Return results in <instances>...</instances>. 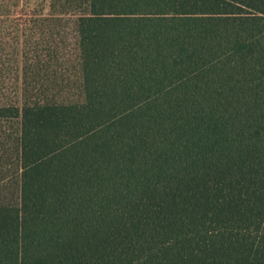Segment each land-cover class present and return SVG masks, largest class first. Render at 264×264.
I'll return each mask as SVG.
<instances>
[{
    "label": "trees",
    "instance_id": "obj_1",
    "mask_svg": "<svg viewBox=\"0 0 264 264\" xmlns=\"http://www.w3.org/2000/svg\"><path fill=\"white\" fill-rule=\"evenodd\" d=\"M69 24L74 99L38 77ZM9 25L0 264H264V0H50Z\"/></svg>",
    "mask_w": 264,
    "mask_h": 264
},
{
    "label": "rangeland",
    "instance_id": "obj_2",
    "mask_svg": "<svg viewBox=\"0 0 264 264\" xmlns=\"http://www.w3.org/2000/svg\"><path fill=\"white\" fill-rule=\"evenodd\" d=\"M2 1L6 4L8 3V10L3 11L1 15L5 26L2 25V34L0 36L3 34L6 36L10 33L9 24H12L14 21L21 20L23 22L31 16L35 17L39 16V14L46 16L49 13L50 0H0V3ZM50 34H46L45 38L54 39L51 46L57 47V57H52L53 59L51 61L46 62L41 67L43 70H40L38 77L40 79H44V76L47 77L48 83L44 86L46 92H48L47 94H54L59 98H77L79 95L76 84L78 72L74 59L76 51L73 28L69 24L68 27L62 26V28L54 30L51 36ZM48 48V45L45 43H42L38 47L40 57L42 56L44 58L43 60L46 59L43 57V53L47 52ZM1 52L4 61L10 62V65L3 74L2 82L4 83L1 85L3 88L0 90V95L6 99L19 101L21 97L20 52L17 48L10 51L6 49Z\"/></svg>",
    "mask_w": 264,
    "mask_h": 264
}]
</instances>
